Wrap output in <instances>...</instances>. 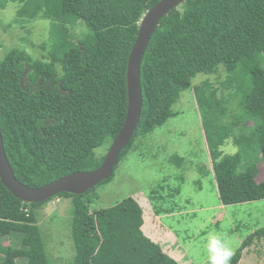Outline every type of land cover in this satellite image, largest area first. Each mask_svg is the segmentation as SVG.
<instances>
[{
	"label": "trees",
	"instance_id": "obj_1",
	"mask_svg": "<svg viewBox=\"0 0 264 264\" xmlns=\"http://www.w3.org/2000/svg\"><path fill=\"white\" fill-rule=\"evenodd\" d=\"M9 1L22 4L21 14L51 21L46 58L15 47L0 59L7 157L20 181L40 187L103 162L106 154L97 149L113 142L126 118L127 64L140 21L159 0H0V6ZM80 21L89 32L75 42L71 27ZM221 65L228 73L221 87L210 77L194 87L219 197L225 205L264 199V0H185L160 20L141 68L140 124L118 165L139 136L177 114L173 105L194 77L221 75ZM230 138L240 148L225 154ZM118 165L83 194L61 192L38 203L15 197L0 178V264H51L35 208L57 197L72 199L70 264H182L145 233L137 198L91 211L96 189ZM5 236L16 241L5 244Z\"/></svg>",
	"mask_w": 264,
	"mask_h": 264
},
{
	"label": "rangeland",
	"instance_id": "obj_2",
	"mask_svg": "<svg viewBox=\"0 0 264 264\" xmlns=\"http://www.w3.org/2000/svg\"><path fill=\"white\" fill-rule=\"evenodd\" d=\"M21 7L14 1L0 6V59L15 47L26 49L35 58H46L51 46V21L21 14ZM87 32L89 27L83 21L71 27L75 42ZM219 73L194 77L192 86L173 105L177 114L136 139L116 168L114 178L96 189L91 211L135 197L146 213L155 217L157 214L161 224L178 236L176 242L185 249L182 264H209L206 241L214 232L222 234L232 248L230 264L238 252L242 257L237 264H264V235L256 233L264 228V199L229 205L221 202L194 97L195 85L209 77L221 87L228 73L222 65ZM221 93L219 90L220 96ZM232 101L236 108L239 100L232 97ZM241 128L236 129L237 134L243 131ZM110 143L106 141L97 154L105 155ZM221 148L225 154H234L240 147L230 138ZM260 166L263 169V162ZM72 206L71 198L57 197L35 208L51 264H70L74 258ZM1 240L14 243L16 236Z\"/></svg>",
	"mask_w": 264,
	"mask_h": 264
},
{
	"label": "water",
	"instance_id": "obj_3",
	"mask_svg": "<svg viewBox=\"0 0 264 264\" xmlns=\"http://www.w3.org/2000/svg\"><path fill=\"white\" fill-rule=\"evenodd\" d=\"M184 1L159 0L143 15L127 64L128 102L126 118L100 166L91 170L74 171L40 187L29 186L20 181L15 175L7 157L0 124V178L15 197L28 203H38L46 201L61 192L83 194L113 175L120 155L138 129L142 117L143 87L141 68L152 35L160 20L170 10L181 5Z\"/></svg>",
	"mask_w": 264,
	"mask_h": 264
},
{
	"label": "crops",
	"instance_id": "obj_4",
	"mask_svg": "<svg viewBox=\"0 0 264 264\" xmlns=\"http://www.w3.org/2000/svg\"><path fill=\"white\" fill-rule=\"evenodd\" d=\"M142 228L154 241L161 243L165 251H167L170 255L177 260H184L185 249L181 246L182 244L176 242L178 236L175 235L171 229L161 224V220L158 218L157 214L155 217L152 213H146Z\"/></svg>",
	"mask_w": 264,
	"mask_h": 264
},
{
	"label": "clouds",
	"instance_id": "obj_5",
	"mask_svg": "<svg viewBox=\"0 0 264 264\" xmlns=\"http://www.w3.org/2000/svg\"><path fill=\"white\" fill-rule=\"evenodd\" d=\"M209 264H230L233 250L220 233H209L206 241Z\"/></svg>",
	"mask_w": 264,
	"mask_h": 264
}]
</instances>
